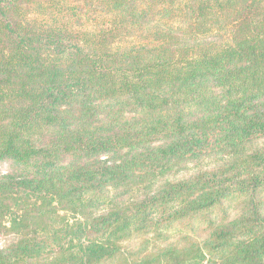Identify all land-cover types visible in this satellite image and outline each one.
<instances>
[{"label": "trees", "instance_id": "obj_1", "mask_svg": "<svg viewBox=\"0 0 264 264\" xmlns=\"http://www.w3.org/2000/svg\"><path fill=\"white\" fill-rule=\"evenodd\" d=\"M0 264H264V0H0Z\"/></svg>", "mask_w": 264, "mask_h": 264}, {"label": "rangeland", "instance_id": "obj_2", "mask_svg": "<svg viewBox=\"0 0 264 264\" xmlns=\"http://www.w3.org/2000/svg\"><path fill=\"white\" fill-rule=\"evenodd\" d=\"M9 165L6 163H0V174H4L9 171Z\"/></svg>", "mask_w": 264, "mask_h": 264}]
</instances>
